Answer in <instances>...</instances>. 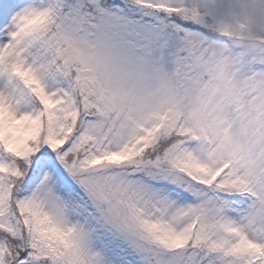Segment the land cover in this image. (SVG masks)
<instances>
[{
	"label": "snow or ice",
	"instance_id": "1",
	"mask_svg": "<svg viewBox=\"0 0 264 264\" xmlns=\"http://www.w3.org/2000/svg\"><path fill=\"white\" fill-rule=\"evenodd\" d=\"M0 264H264V0H0Z\"/></svg>",
	"mask_w": 264,
	"mask_h": 264
}]
</instances>
